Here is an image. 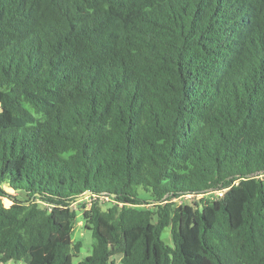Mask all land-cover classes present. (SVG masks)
<instances>
[{"label": "trees", "instance_id": "1", "mask_svg": "<svg viewBox=\"0 0 264 264\" xmlns=\"http://www.w3.org/2000/svg\"><path fill=\"white\" fill-rule=\"evenodd\" d=\"M73 205L78 264H264V0H0V264Z\"/></svg>", "mask_w": 264, "mask_h": 264}, {"label": "rangeland", "instance_id": "2", "mask_svg": "<svg viewBox=\"0 0 264 264\" xmlns=\"http://www.w3.org/2000/svg\"><path fill=\"white\" fill-rule=\"evenodd\" d=\"M216 194H209L207 197L213 198ZM141 197L146 198L147 196L144 193H141ZM201 196L196 197H184L177 200H174L173 203L175 207L183 204H194L199 203ZM3 203L6 207L10 206L11 202L4 199ZM54 213L58 221L62 225V231L58 233L55 237L59 240L70 242L75 244L79 242L81 248L79 253L73 257V264H78L84 258L89 256L92 251L93 238L91 232L87 230L84 226V220L82 217V211L79 206L73 205L68 208L57 207L54 209ZM74 214V215H73ZM162 240L172 246V234L170 228H165L162 233ZM6 264H25L22 261H9Z\"/></svg>", "mask_w": 264, "mask_h": 264}, {"label": "built area", "instance_id": "3", "mask_svg": "<svg viewBox=\"0 0 264 264\" xmlns=\"http://www.w3.org/2000/svg\"><path fill=\"white\" fill-rule=\"evenodd\" d=\"M220 195V194H219ZM185 197H190V195H187V196H185ZM192 197V196H191Z\"/></svg>", "mask_w": 264, "mask_h": 264}, {"label": "water", "instance_id": "4", "mask_svg": "<svg viewBox=\"0 0 264 264\" xmlns=\"http://www.w3.org/2000/svg\"><path fill=\"white\" fill-rule=\"evenodd\" d=\"M85 197V196H84ZM81 199V198H80Z\"/></svg>", "mask_w": 264, "mask_h": 264}]
</instances>
